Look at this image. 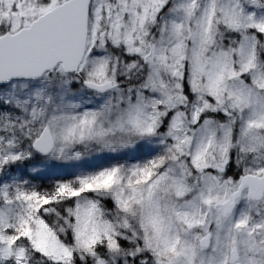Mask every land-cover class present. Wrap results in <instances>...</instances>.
Returning a JSON list of instances; mask_svg holds the SVG:
<instances>
[{
  "label": "snow or ice",
  "instance_id": "obj_1",
  "mask_svg": "<svg viewBox=\"0 0 264 264\" xmlns=\"http://www.w3.org/2000/svg\"><path fill=\"white\" fill-rule=\"evenodd\" d=\"M0 264H264V0H0Z\"/></svg>",
  "mask_w": 264,
  "mask_h": 264
}]
</instances>
